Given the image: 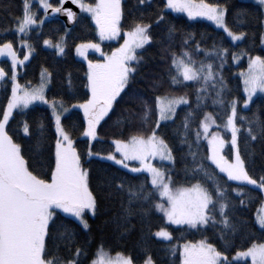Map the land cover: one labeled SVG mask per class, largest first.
Segmentation results:
<instances>
[{
    "label": "trees",
    "instance_id": "1",
    "mask_svg": "<svg viewBox=\"0 0 264 264\" xmlns=\"http://www.w3.org/2000/svg\"><path fill=\"white\" fill-rule=\"evenodd\" d=\"M31 2L33 10L37 11V21L43 20V24L39 28L33 27L31 35L25 37L31 46L32 56L25 66L20 67L19 83L23 87H36L46 71L50 78L47 89L49 101H63L67 107L86 102L91 98L87 87L88 65L77 57V47L80 44H101L103 55L95 49L87 52L88 60L94 63L102 61L104 54L116 49L118 43L102 42L96 24L87 15L81 14L78 23L73 28H68L60 19L45 18L46 11L38 0ZM49 2L53 7L62 6L60 0ZM84 2L94 5L97 0ZM206 2L219 3L221 7H225L227 26L237 34L241 31L246 33L244 40L235 43L223 30L206 20L169 11L166 0H150L145 3L140 0H122L120 41L126 32L134 29L135 24L144 23L151 25L148 30L151 42L140 51V61L134 64L136 70L132 73L127 87L99 123L95 141L92 142L83 135L87 124L81 110H72L62 119V125L74 140L81 163L88 172L89 188L96 198L97 209L94 216L85 214L89 225L87 229L77 219L56 211L49 226L50 236L46 239V247L53 254L68 258L78 246L82 249L80 264H91L97 249L103 246L110 254L122 253L132 257L134 264H144L148 256L154 264H183L181 246L204 240L226 255L231 262L238 252L246 251L254 244L264 243V229L257 222L259 209L264 203L263 192L251 185L227 180L226 174L221 173L212 163L208 143L203 138L197 140L195 136L196 129L200 130L206 114H213L217 123L222 125L226 116L230 115L231 101H237V124L241 127L238 146L241 157L253 178L264 176V135L259 134V125L264 124V96L255 97L245 108L247 97L240 76L248 68V56H264V7L252 0ZM23 4L24 0H0V47L5 42H11L20 57H23L25 50L20 48L21 37L14 28L17 19L23 15ZM161 14L164 15L162 20L159 19ZM45 40L56 45L63 43L64 53L61 55L57 49L47 47ZM196 44L205 50H211L214 45L217 48H227L229 54L223 67H220V58L206 56L205 52H196ZM185 49L192 54L197 66L200 61L210 62L216 79L223 77V104L213 103L217 99V89L209 86L207 91L199 93L206 99L199 101L201 108L197 109L196 87L192 86L194 82H186L189 86L171 83L170 72L175 74L172 54L180 55ZM244 51L248 56H243L238 63L232 59L233 53ZM1 65L5 72L13 75L8 59H3ZM211 83L209 81V85ZM11 94L12 80L6 76L0 89V112L7 110ZM184 95L187 96L188 104H181L173 120L155 129L171 149L174 162L157 161L155 165L171 177L175 187H192L199 182L203 187L211 189L212 180H217L224 191V196L219 199L228 205L224 213L228 218V227L220 222L223 217L219 213L218 204L215 213L217 223L197 228L169 225L166 218L154 207V203L161 199L159 196L154 195L148 201L141 197L129 205L131 197L128 189L135 191L137 186L143 184L148 191L153 190L150 176L144 172L129 171L113 162L93 156L115 153L116 140L127 141L133 135H149L159 118L154 103L157 96ZM145 103L154 109L148 123L143 120ZM190 110L195 114L189 117L188 128L185 130L183 121ZM240 117L247 119L241 120ZM25 123L28 126L27 134L23 130ZM249 125L253 134L257 135L256 140H251L247 134ZM8 132L13 141L21 146L30 170L50 182L51 173L54 171L55 142L58 139L52 111L39 103H34L25 110L15 111L9 121ZM89 151L92 152L91 156L88 155ZM226 154L232 157L231 147L226 149ZM201 163L211 179L205 178L199 172L193 175L192 170ZM119 185H123V188L118 187ZM237 190L242 195H238ZM162 229L171 233V240L156 237L155 233ZM67 236H71L70 245ZM235 264L252 263L246 260L236 261Z\"/></svg>",
    "mask_w": 264,
    "mask_h": 264
},
{
    "label": "snow or ice",
    "instance_id": "2",
    "mask_svg": "<svg viewBox=\"0 0 264 264\" xmlns=\"http://www.w3.org/2000/svg\"><path fill=\"white\" fill-rule=\"evenodd\" d=\"M140 2L145 3L150 2V0H140ZM258 2L260 5H264V0H258ZM38 3L45 11L49 8L53 12L61 11L60 7H53L52 4L48 3V0H38ZM73 3H77L83 11L91 14L102 39H112L119 34V24L122 18L121 0H98L94 5L84 4L80 0H73ZM166 8L176 12H186L190 18L203 17L213 21L232 41H242L245 38L246 33L241 31L237 34L227 26L225 22L227 9L221 7L219 3H209L206 0H199L198 3L196 0H166ZM67 15L74 17V13L71 11H68ZM159 19H164V15L161 14ZM42 24L43 20L37 21V11L33 10L31 0H24L23 15L17 19L14 31L21 37L20 46L29 48L28 55L24 56L23 61L18 59L11 42H5L0 47V57H10L12 69H15L17 64L29 59L31 46L27 44L24 38L31 35L33 26L39 28ZM150 27V24H135L134 29L127 33L128 39L124 46L112 53L105 63L93 64L89 61L86 75L91 98L84 103L73 104L72 107L83 110L84 118L87 121V128L83 131V135L90 140L95 141L97 139L96 129L100 121L112 109L117 97L127 86L130 74L135 72L136 69L129 64L130 61L137 59L135 50L143 48L146 43L151 42V35L148 31ZM63 39L62 37L61 40L63 41ZM44 43L49 47H56L61 55L64 53L63 43L53 45L50 40H45ZM185 43L187 44V41ZM194 47L198 53L205 52L206 56L214 55L220 58V67H223V63L229 54L228 49L223 46L217 48L214 45L211 50L201 49L198 44ZM88 48L100 51L98 44L88 43L80 44L77 53L86 59L83 50ZM101 55H103L102 52ZM243 56H248V53L246 51L239 54L233 53L232 59L238 63ZM172 66L175 71V74L170 72L172 84L189 86L186 82H194L192 86L196 87L197 109L201 108L199 101L206 99L201 97L199 93L207 91L209 86L217 89V99L213 103H224L222 98L223 77H219V80L216 79L212 70V63L200 61L199 66H197L192 54L185 49L180 55L172 54ZM240 75L244 77V91L248 93V101L244 103V107L247 108L248 102H251L252 96L258 90L264 92V56H248V71L247 73L242 72ZM6 76L12 81L16 80L15 75L10 76L3 67H0V82L4 81ZM209 81H212L211 85H209ZM48 82L47 76L42 77L39 86L31 90L27 86L22 89L19 83H14L11 99L7 103V110L0 112V117H2L0 119V264H80L82 255L80 247L77 246L68 258L53 254L46 247V239L50 236L49 226L56 210L75 217L86 229L89 225L85 219V214L95 215L96 213L97 201L89 188L88 172L81 165L80 155L73 146L74 140L61 123L62 113L68 109L65 108L63 101L57 104L53 100L49 104L45 95ZM21 91L23 95H19ZM37 101L49 104L54 116L55 131L59 137L55 142L54 171L51 173L50 182L30 170L29 163L22 154L21 146L13 141L8 132L9 120L14 109H26ZM154 103L159 118L150 134L147 136L133 135L127 142L116 140L114 142L115 151L120 154V158L118 159L115 154L104 157L124 168L129 167L126 161H139L142 167H133L131 171L137 173L146 171L150 174L153 190L148 191L143 184L137 186L135 191L131 188L128 189L131 197L129 205L141 197L148 201L154 195L159 196L161 199L154 203V207L164 213L169 223L197 228L198 226L206 227L209 223H217L215 213L218 204L219 213L223 217L220 222L228 227V218L224 216L228 205L219 199L224 196V191L221 190L217 180H212L211 189L203 187L197 182L192 188L173 190L171 177L165 178V172L161 168L148 163L150 159L157 158L160 161L174 162L171 149L155 129L160 128L161 121L172 119L176 108L180 104H188V99L186 95L179 97L157 96ZM236 105L237 101H231L230 115L226 116V122L223 125L225 129L231 131V144L233 146L237 145L238 133L241 131V127L237 124ZM153 111V107L145 103L143 113L145 123L150 121ZM194 114V111L190 110L185 116L183 121L185 130L188 128L189 117H193ZM210 119V114H206L201 123L203 134L199 128L196 129L197 140L201 138V135L204 139H209L210 125L208 121ZM240 119L246 120L247 118L240 117ZM212 123L215 124V120H212ZM216 127L219 128L220 125H216ZM23 130L26 134L28 133L26 123ZM246 131L251 140L257 139V135L253 134L250 125ZM259 134L264 135V124L259 125ZM209 143L212 151L210 159L221 173L226 174L227 180L251 185L255 189L264 191V176L253 178L249 174L238 147L236 148L235 160L231 162L220 155L225 141L220 137L219 132L211 137ZM88 155L91 156L92 152L89 151ZM192 171L193 175L199 172L205 178L211 179L202 163ZM118 187L123 188V185ZM237 194L242 195V192L237 190ZM214 195H216V199H214ZM164 200L167 201L168 207H165ZM257 220L260 227L264 229V215L258 216ZM61 235H65V233H61ZM155 235L165 240L172 239L171 233L163 229L156 232ZM221 239H223V235ZM67 240L68 245H70L72 243L71 236H67ZM69 251H71L70 247ZM248 257H251L252 264H264V244H254L246 251L238 252L231 262L226 255L217 251L212 244L204 240L198 244H185L183 246V264H235L236 261ZM91 264H134V261L132 257L122 253H117L114 258L108 251L104 250L103 246H100ZM144 264H153L150 256L145 259Z\"/></svg>",
    "mask_w": 264,
    "mask_h": 264
},
{
    "label": "rangeland",
    "instance_id": "3",
    "mask_svg": "<svg viewBox=\"0 0 264 264\" xmlns=\"http://www.w3.org/2000/svg\"><path fill=\"white\" fill-rule=\"evenodd\" d=\"M66 1H68V0H60V2H61V4H63L64 2H66ZM252 1H255V2H258V0H252ZM80 2H82V3H84V4H87V3H85L84 2V0H80ZM97 2H98V0H97ZM96 2V3H97ZM197 3L199 2V1H196ZM48 3H50L49 2V0H48ZM259 3V2H258ZM77 4V3H76ZM78 5V4H77ZM121 6H122V0H121ZM263 7H264V5H263ZM50 9V8H49ZM48 10V9H47ZM47 10H46V12H47ZM82 10V9H81ZM169 11H171V12H174L175 14H181V15H187V13L186 12H176V11H174V10H172V9H168ZM81 14H84V15H87V16H89V17H91V19L93 20V22L95 23V20L93 19V17L91 16V14L90 13H88V12H86V11H81ZM188 16V15H187ZM45 17L46 18H50V17H48L47 16V14L45 15ZM197 18H200V19H203V20H206V21H208V22H210V23H212L214 26H216L215 25V23L213 22V21H210V20H207L206 18H203V17H197ZM225 22H226V19H225ZM96 24V23H95ZM97 26V25H96ZM33 27H35V26H33ZM217 27V26H216ZM98 28V27H97ZM119 28H120V32H119V34L117 35V36H115L114 38H112V39H102L101 38V41L102 42H116V43H118V46H117V48L116 49H114L113 51H111V52H109V53H105L104 54V58H103V60L102 61H99V62H92L93 64H96V63H101V64H103V63H105L106 61H107V58L109 57V56H111L112 55V53H114V52H116V50L118 49V48H121V47H123L124 46V43H125V41L128 39V36H127V33L129 32H126L125 34H124V37L121 39V41H120V36H121V20H120V24H119ZM218 28V27H217ZM220 29V28H219ZM133 30V29H132ZM220 30H222V29H220ZM98 32H99V29H98ZM100 35V34H99ZM101 37V36H100ZM25 39V38H24ZM231 39V38H230ZM26 40V39H25ZM20 41H21V39H20ZM27 41V40H26ZM235 43H237V42H240V41H234ZM263 42H264V40H263ZM27 44L29 45V43H28V41H27ZM61 44V43H60ZM147 44V43H146ZM146 44L144 45V47L146 46ZM53 45H56V44H53ZM47 47H49L48 45H46ZM64 46V45H63ZM263 46H264V43H263ZM2 47V46H1ZM79 47V46H78ZM77 47V48H78ZM99 47H100V51L99 52H101V51H103V49H102V45L101 44H99ZM144 47L143 48H138V49H136L135 50V54H136V57H137V59L136 60H133V61H130L129 62V64H130V66L131 67H134V64H137L139 61H140V59H139V53H140V51H142L143 49H144ZM20 48H22V49H24L25 50V54H23V57H20L19 56V54L17 53V56H18V59H20L21 61H23V58H24V56L25 55H28V52H29V48L27 47V46H25V47H21L20 46ZM51 48H54V49H57L56 47H51ZM13 50H14V48H13ZM58 50V49H57ZM89 50H93V49H91V48H88V49H84L83 51L85 52V54H86V57H87V52L89 51ZM59 52V51H58ZM76 54H77V57L79 58V59H81V60H84L86 63H87V65H88V63H89V60H88V57L85 59V57L84 56H81V55H79L78 53H77V49H76ZM31 56H32V50H31V55H30V57H29V59L27 60V61H24L23 63H20V64H17V66H16V68L15 69H13V75H15L16 76V80L15 81H12V87H13V85H14V83H19V80H18V76H19V74H20V67H23V66H25L28 62H29V60H30V58H31ZM3 59H8L10 62H11V58L10 57H8V56H4V57H0V67H2V65H1V61L3 60ZM243 59V57L240 59V60H242ZM247 62H248V58H247ZM247 71H248V68L246 69V70H244V71H242L243 73H247ZM241 72V73H242ZM131 75H132V73L130 74V76H129V79H128V83H129V81H130V77H131ZM45 76H47L48 77V81L50 82V78H49V74L46 72V71H44L43 72V76L42 77H45ZM241 76V75H240ZM241 78H242V80H243V85H244V77L243 76H241ZM3 82V81H2ZM2 82H0V89H1V84H2ZM49 82L47 83V85H46V88L48 89V85H49ZM20 84V83H19ZM21 85V84H20ZM128 85V84H127ZM39 86V85H38ZM38 86H36V87H38ZM21 87H22V89L24 88L22 85H21ZM127 87V86H126ZM125 87V88H126ZM245 87V86H244ZM32 88H35V87H31V88H29V90H31ZM124 88V89H125ZM245 92V91H244ZM19 95H23V92L21 91L20 93H19ZM45 95H46V97H47V91H46V93H45ZM245 95H246V97H247V101H248V93L247 92H245ZM257 96H264V92H262V91H257L253 96H252V99H251V102H252V100L255 98V97H257ZM48 99V98H47ZM51 102L52 101H49V104H51ZM57 102V104H59L60 102L59 101H56ZM251 102H248V106L250 105V103ZM34 103H39V104H41V105H44V106H46V107H48L50 110H51V108L49 107V104H44V103H40V102H34ZM33 103V104H34ZM32 105V104H31ZM31 105H29V107L31 106ZM181 106V104L176 108V111H177V109L179 108ZM29 107H27V108H29ZM26 108V109H27ZM65 108H67L68 110L66 111V112H63L62 113V119H63V117L64 116H66V115H68L72 110H76V109H78V110H81L82 112H83V110L82 109H80V108H73V107H67V106H65ZM21 110H25L24 108H17V109H14V111H13V114H14V112L15 111H21ZM52 111V110H51ZM176 111H175V114H176ZM110 112V111H109ZM108 112V113H109ZM13 114H12V116H13ZM210 116H211V119L208 121V123H209V125H210V127H209V132H208V137H209V139H204L203 138V135H201V138H203L207 143H208V146H209V148H210V152H211V155H212V151H211V145H210V143H209V140L211 139V137L215 134V133H217V132H219V135H220V137L221 138H223L224 139V141H225V144H224V146H223V149H222V151L220 152V155H222L223 157H225V159H227V160H229V161H231V162H234V160H235V153H236V148L238 147L239 148V146H238V139H237V145L236 146H233L232 144H231V131L230 130H228V129H225L224 128V123L226 122H224L222 125H220V127L219 128H217L216 127V125H219L218 123H217V121H216V119H215V117H214V115L213 114H210ZM174 117H175V115H174ZM174 117L172 118V119H167V120H165V121H161L160 122V125L161 124H163V123H166V122H169V121H171V120H173L174 119ZM205 119V118H204ZM86 120V119H85ZM212 120H215V124H213L212 123ZM10 121V120H9ZM204 121V120H203ZM101 122V121H100ZM61 123H62V120H61ZM86 124H87V121H86ZM200 132L203 134V128H202V126H201V128H200ZM239 134V133H238ZM58 135V134H57ZM227 136H229V137H227ZM59 138V137H58ZM90 139V138H89ZM130 140V139H129ZM92 141V140H91ZM128 141V140H127ZM127 141H124V142H127ZM93 142V141H92ZM115 142V141H114ZM115 144V143H114ZM74 146V145H73ZM75 147V146H74ZM115 147H116V145H115ZM228 147H231V150H232V157L230 158L227 154H226V149L228 148ZM113 154H115L116 156H117V158L119 159L120 158V154L118 153V152H115V153H113ZM107 155H109V154H102V155H100V154H98V155H93V156H95V157H98V158H100V159H104V160H107V161H110V162H113V163H115L114 161H112V160H108V159H105L104 157H106ZM159 162L160 160H159V158H157V159H150L149 161H148V163H150L152 166H154V167H156V165H155V163L156 162ZM162 162H165V163H172V161H168V160H165V161H162ZM126 163H128V165H129V167L128 168H125V169H127V170H129V171H131V168H133V167H142V165L140 164V162L139 161H126ZM116 164V163H115ZM81 165L83 166V164L81 163ZM117 165H119V164H117ZM120 167H122V168H124L122 165H119ZM84 167V166H83ZM163 171V170H162ZM165 172V171H164ZM144 173H147L149 176H150V174L148 173V172H144ZM167 177H169L167 174H166V172H165V178H167ZM151 178V177H150ZM171 187L173 188V190H181V189H185V188H192V187H175V186H173V184H172V181H171ZM263 192V194H264V191H262ZM164 203H165V207H168V204H167V201L166 200H164L163 201ZM56 211H60V210H56ZM159 211V210H158ZM61 212V211H60ZM160 212V211H159ZM63 213V212H62ZM165 218H166V220H167V217L164 215V213H162V212H160ZM65 215H67V216H69L68 214H66V213H64ZM88 214H90L91 216H94V215H92L91 213H88ZM260 215H264V203H263V205H262V207L259 209V212H258V216H260ZM258 216H257V218H258ZM69 217H71V218H73V219H76L75 217H72V216H69ZM167 222H168V220H167ZM257 222H258V220H257ZM168 224L169 225H171V226H176V227H180V226H188V225H184V224H181V225H176V224H171V223H169L168 222ZM259 224V223H258ZM259 226H260V224H259ZM189 227V226H188ZM191 228V227H190ZM166 230V229H165ZM166 231H168V230H166ZM158 239H161V240H165V239H163V238H161V237H158V236H156ZM200 242V241H199ZM199 242H197V243H185V244H198ZM207 242V241H206ZM208 243V242H207ZM185 244H183L182 246H181V253H182V257H183V246L185 245ZM264 244V243H263ZM214 247V246H213ZM110 254V253H109ZM112 257H116V254H110ZM236 257V255L233 257V260H234V258ZM246 260H248V261H250L251 263H252V259H251V257H248V258H246V259H244V260H240V261H246ZM153 262V261H152ZM153 264H154V262H153Z\"/></svg>",
    "mask_w": 264,
    "mask_h": 264
},
{
    "label": "water",
    "instance_id": "4",
    "mask_svg": "<svg viewBox=\"0 0 264 264\" xmlns=\"http://www.w3.org/2000/svg\"><path fill=\"white\" fill-rule=\"evenodd\" d=\"M60 8V12H53L50 8L46 12L47 16L52 19H60L66 24L68 28H73L79 21V18L81 16V8L76 3H73L72 0L64 2V4ZM68 11L74 13V17H69L67 15Z\"/></svg>",
    "mask_w": 264,
    "mask_h": 264
}]
</instances>
